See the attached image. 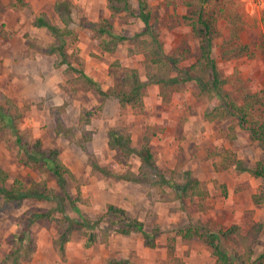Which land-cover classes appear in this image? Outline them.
Returning a JSON list of instances; mask_svg holds the SVG:
<instances>
[{
  "label": "rangeland",
  "instance_id": "374dc122",
  "mask_svg": "<svg viewBox=\"0 0 264 264\" xmlns=\"http://www.w3.org/2000/svg\"><path fill=\"white\" fill-rule=\"evenodd\" d=\"M14 1L0 0L3 113L15 115L14 123L31 138L41 139L46 147H57L74 180L66 179L65 190L70 199L65 198V191L42 161L25 164V157L15 153L14 136L6 127L0 129V167L8 173L6 184L15 178L26 185L44 181L61 196L59 202L64 213L96 218L109 204H114L124 208L130 218L141 221L147 231H157L154 247H146L139 232L120 234L115 230L118 225L114 218L107 217L100 224L104 230L99 233L102 241L85 247V236L74 232L64 244V256L60 257L53 241L58 237L56 222L41 219L30 227L34 247L24 264H104L110 254L122 256L131 264H216L208 246L182 239L178 230L199 225L218 231L238 225L246 234L256 222L262 223L263 229L253 246L256 255L253 260L263 254L264 202H255L253 195L264 192V177L239 171L234 162L241 160L249 168L261 163L264 168V148L250 131L239 126L233 116L212 121L204 118L203 111L209 102L193 80L167 87L147 84L135 105L120 103L115 96L100 95L81 82L67 83L76 74L65 64L57 65L56 54L43 53L53 38L45 28L33 25L35 16L41 12L60 24L53 8L60 0H22L26 5L20 8L11 5ZM63 1L69 3L77 23L75 33L66 42V59L83 69L106 92L129 90L126 74L131 69L147 80L146 65L156 56H177L182 71L197 61L201 40L196 32L201 24L197 22L194 30L192 18L188 19L190 0H141L151 9L150 29L158 44L152 48L140 42V39L149 41L143 22L136 16H111L106 0ZM130 7L133 13H138L139 0H130ZM100 18L108 19L117 33L131 39L119 42L113 52L101 50L93 33L83 26L88 20ZM201 20L210 24L213 57L219 76L226 81L223 91L237 105L251 94L262 96V104L254 105L248 114L249 122L256 125L258 117L264 118V2L207 0ZM130 45H136L137 51L130 53ZM237 45L246 48L235 55L233 49ZM62 104V126L71 132L72 140L56 131V119L50 111L52 106ZM100 105L101 115L79 128L81 111ZM114 127L130 133L136 150L149 146L155 168L168 179H180L188 171L207 194L173 199L168 188L158 192L125 180L122 175L136 172L140 161L135 153L126 157L120 149L108 145L107 130ZM81 129L91 131L89 140L81 136ZM90 157L109 168L111 174L93 173L88 163ZM57 203L27 200L19 208L0 210V263L12 248L8 235L23 229L21 219L38 211L59 217ZM242 243L241 238L232 235L222 239L221 244L233 254L243 251ZM253 264H264V255Z\"/></svg>",
  "mask_w": 264,
  "mask_h": 264
},
{
  "label": "trees",
  "instance_id": "16d2710c",
  "mask_svg": "<svg viewBox=\"0 0 264 264\" xmlns=\"http://www.w3.org/2000/svg\"><path fill=\"white\" fill-rule=\"evenodd\" d=\"M207 0H190L188 6L191 7L189 18H192V27L197 30V22L201 27L196 34L200 37L199 41V56L197 61L190 65L188 69L182 71L178 67L179 58L177 56L162 55L151 59L150 63L146 65L145 76L147 80H143L135 69H131L126 74L129 78L127 91L121 92H106L98 87L94 81L83 69L76 67L69 63L66 59L65 46L67 39L72 37L75 33L77 23L72 16V10L68 2L60 0L54 3V11L57 14L60 24H56L45 12H41L35 16L33 25L45 28L52 36L53 42L43 49L45 54H56L59 59L57 65L65 64L76 76L69 79L71 85L81 82L84 87H93L100 95L115 96L120 103L135 105L141 100L142 87L147 84L155 83L161 84L164 87L175 85L181 82L195 81L199 86L200 92L204 94L209 102V105L203 111V117L209 121L226 116H233L237 119L238 125L249 130L251 136L257 143L264 148V118L258 117L255 124L249 122L248 114L250 108L254 105L262 104V96L258 93L251 94L249 98H245V102L237 105L233 99L223 91L224 78L219 76L215 59L212 53L211 43V28L210 24L202 19L204 5ZM14 7H23L26 5L22 0H16L11 3ZM106 6L111 16L127 17L136 16L145 25L144 32L149 36L147 39H140V42L146 47L152 48V45H157V40L153 36L150 27L151 9L146 1L139 0V11L133 13L130 7V0H106ZM122 12H125L124 14ZM85 28L90 30L95 36L97 46L105 52H113L119 42L130 40L131 38L117 33L111 23L106 18L97 20H88L84 22ZM149 44V46H148ZM245 46L237 45L233 50L235 55L240 54L245 50ZM130 53L137 51L136 45H130ZM72 87V86H71ZM73 88V87H72ZM73 90V89H71ZM263 92V91H262ZM252 98L253 100H250ZM9 102V100L7 99ZM64 110V104L54 105L50 108L54 118L56 119L57 132L63 134L67 140H72V134L67 129L64 130L62 126L61 113ZM102 107L97 106L94 109H83L78 118V125L81 128L82 124H88L94 118L101 115ZM15 115L3 113V106L0 103V129L8 128L13 134L15 146L13 150L18 156L25 157V164L32 162L37 163L42 161L47 168L55 176L58 185L65 191V198L70 199L69 193L66 189V179L74 180V175L70 168L63 163L60 158V150L57 147H46L43 145L41 139H33L31 135L20 130L14 123ZM91 131L81 129L80 134L84 139L89 140ZM131 135L125 128H109L107 130L108 145L111 148H118L129 157L131 154H136L139 158V166L136 172L128 171L122 176L125 180L132 181L143 186L154 188L156 191L164 192L166 188L173 195L171 198L180 199L184 196H204L207 190L201 185L200 181L193 178L188 171H185L180 179H168L163 173H160L154 166L153 153L149 146L144 145L141 149L136 150L131 144ZM236 168L239 171H247L256 177H264V168L259 163V167H245L241 160L234 161ZM88 163L91 171L98 172L102 175H109L111 171L105 166L99 165L93 158H89ZM8 173L5 169L0 167V210H12L21 207L27 200L58 202L57 206L61 211V216L53 217L48 211L31 212L24 219H21L23 229L19 233H10L7 241L12 245L11 250L7 253L0 264H24V260H29V251L33 250L34 241L30 235V227L32 224L41 219H47L49 222L55 221L57 225L58 237L53 240L55 248L60 257L64 256V244L69 240L74 232L82 233L85 236L84 245L89 247L100 240L99 233L104 232L100 228L101 222L104 219L114 218V223H117L118 228L116 232L120 234H129L130 232H139L143 237V245L146 247H154L157 231L152 229L147 231L142 222L135 218H130L124 208L109 204L106 211L96 218H89L85 215L71 216L64 213L60 205V195L54 192L53 188L47 186L45 182H33L26 185L19 178H15L9 185L6 184ZM171 196V195H170ZM64 197V196H62ZM77 198H80L79 195ZM255 202H264V192L261 195H253ZM72 203H74L72 201ZM76 214L80 213L76 207ZM50 224V223H49ZM262 223L256 222L251 225L246 234L240 231L238 225H232L225 230H205L199 225L189 226L178 230V234L186 241L196 240L203 245L208 246L212 254L216 258V264H253L256 259L262 258L260 254L253 258L255 250L254 243L262 233ZM232 235L241 238L243 251L241 253L234 252L231 254L227 248L223 246L222 239H227ZM104 264H131L130 261L122 256H114L110 254L104 260Z\"/></svg>",
  "mask_w": 264,
  "mask_h": 264
},
{
  "label": "built area",
  "instance_id": "2783aa9c",
  "mask_svg": "<svg viewBox=\"0 0 264 264\" xmlns=\"http://www.w3.org/2000/svg\"><path fill=\"white\" fill-rule=\"evenodd\" d=\"M256 1V2H255ZM249 2H253V3H263L264 0H249Z\"/></svg>",
  "mask_w": 264,
  "mask_h": 264
}]
</instances>
